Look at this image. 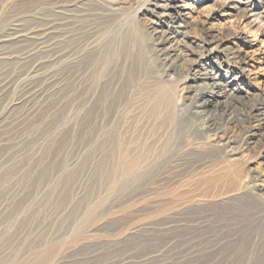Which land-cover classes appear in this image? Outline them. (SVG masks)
<instances>
[{
	"label": "rangeland",
	"instance_id": "1",
	"mask_svg": "<svg viewBox=\"0 0 264 264\" xmlns=\"http://www.w3.org/2000/svg\"><path fill=\"white\" fill-rule=\"evenodd\" d=\"M170 1L182 24L172 78L155 38L176 20L155 0H0V264H203L176 258L212 217L264 218L247 191L213 199L264 179V123L250 114L264 106V0ZM200 50L204 79L188 83ZM214 82L238 98L212 115L221 131L188 119L167 144V90L183 111ZM104 150L142 161L115 179Z\"/></svg>",
	"mask_w": 264,
	"mask_h": 264
},
{
	"label": "bare ground",
	"instance_id": "2",
	"mask_svg": "<svg viewBox=\"0 0 264 264\" xmlns=\"http://www.w3.org/2000/svg\"><path fill=\"white\" fill-rule=\"evenodd\" d=\"M153 6L154 10H157V8L161 7L164 8V11H167L171 15L172 21L174 22L176 20V25H173L172 27H169L168 29L162 31L161 36L158 39L155 38V40L157 41V43L162 44L160 48H157V52L159 53V56H162L166 60L165 70H167L168 72H172L169 73L168 76L170 78L175 77L173 73L182 75L180 74V69L182 68L183 63L179 64L180 62L178 63V59H173V57H171L172 53H174L175 51V42H173V40L176 38V35L181 32L180 27L182 26V24L181 22L177 24V20H179L178 14L181 11L180 5L170 0H155ZM153 23H155V26ZM157 23L158 22L156 20L150 22V34L153 33L152 37H154L155 31L158 29ZM168 42H171V44L167 46L166 44ZM94 51L95 50H91L90 53H93ZM204 55L205 50H200V54L197 55V57L190 59V62L188 60V63H186L187 69L190 72L195 71L193 77L189 76L191 75L189 74L190 72L186 74V80H190L188 83H195L201 78L204 79V73L197 72L201 70L198 68L199 64L197 62ZM45 75L46 74L32 76V78L27 82V85L31 86V84L38 80V78L40 79L42 76L45 77ZM212 79L217 81L218 77H212ZM198 87L199 88L195 90V94L191 96L193 100H191L189 108L187 107L183 111L175 108V106L173 105L174 92L172 91V88L170 87L167 90L166 94L169 96L171 105L168 108L166 115L162 117L163 123L169 126L171 129L167 144L171 142V139H173L172 137L174 136V133H176L177 129H182L188 124V119L192 120L197 117H204L206 119H204L206 127L217 132L221 131L219 127H216L215 118L212 115L220 111H222V113L227 111V107L232 103H226V100L222 101L221 98L224 96L229 98V96H231L232 94H229L227 91H215L217 87H220L219 82H214V85H207L204 86V88H201L200 85ZM188 91H190V89ZM189 95H186L185 97L187 98L189 97ZM231 98L233 100H238L237 96L235 95H232ZM160 109L161 107L159 103H156L152 108L151 113L154 116H158L160 113ZM250 112V114H252V116L255 118V121L258 122V125L264 123V106H261L260 104H252L250 106ZM252 134L254 135L255 133H250L249 135L247 134L248 142H251L250 136ZM108 152L105 150L101 152L103 153V156L101 158L100 164L101 166L105 167V172L110 177H113L115 179H126L131 177L136 167L142 161L138 154V156L130 157L126 153H121L116 157L112 150H110L109 153ZM255 187H257V189ZM245 191H247V195H250V197L253 196L264 206V179L259 176H255V182L247 184L246 181L243 180L241 186H238L235 189H230L224 193H218L217 195H215V197L218 198L213 199L216 200L220 198L219 200L223 201V199H227L231 195H236L239 192L244 193ZM259 216L260 214L256 215V217ZM263 221L264 218H254L249 221L243 222L242 224H239L236 221L226 223L218 219L214 220L212 217L211 223L208 222L209 224L207 226L208 228L206 239H199L198 243L194 242L189 248L191 249L193 247V249L189 250L187 253H182L181 257H177L176 260L178 263H180L183 259H187L188 257H192L194 260H200L201 258L205 257L204 255L207 254L208 256L203 264H264V229H261ZM172 239L173 238L169 239L168 242ZM193 239L195 241L197 237L192 238V240ZM204 242H206V245L200 249L198 246H200ZM63 258L64 257H61L59 259Z\"/></svg>",
	"mask_w": 264,
	"mask_h": 264
}]
</instances>
